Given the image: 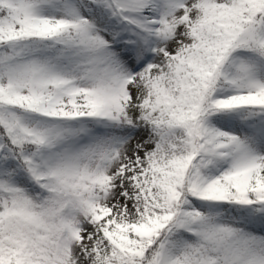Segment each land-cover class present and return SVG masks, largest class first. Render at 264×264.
Listing matches in <instances>:
<instances>
[{
  "label": "snow or ice",
  "instance_id": "1",
  "mask_svg": "<svg viewBox=\"0 0 264 264\" xmlns=\"http://www.w3.org/2000/svg\"><path fill=\"white\" fill-rule=\"evenodd\" d=\"M0 264H264V0H0Z\"/></svg>",
  "mask_w": 264,
  "mask_h": 264
}]
</instances>
